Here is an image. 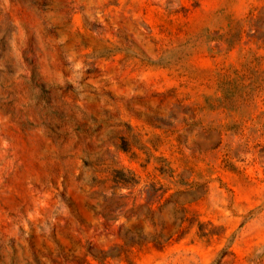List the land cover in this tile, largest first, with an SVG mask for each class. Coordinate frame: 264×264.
<instances>
[{"label":"rangeland","instance_id":"rangeland-1","mask_svg":"<svg viewBox=\"0 0 264 264\" xmlns=\"http://www.w3.org/2000/svg\"><path fill=\"white\" fill-rule=\"evenodd\" d=\"M0 264H264V0H0Z\"/></svg>","mask_w":264,"mask_h":264}]
</instances>
